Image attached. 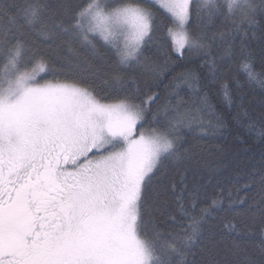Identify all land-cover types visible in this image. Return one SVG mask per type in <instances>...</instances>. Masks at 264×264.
I'll return each mask as SVG.
<instances>
[{
  "label": "snow or ice",
  "instance_id": "snow-or-ice-1",
  "mask_svg": "<svg viewBox=\"0 0 264 264\" xmlns=\"http://www.w3.org/2000/svg\"><path fill=\"white\" fill-rule=\"evenodd\" d=\"M205 87L264 146V0H0V264H264V153L189 185Z\"/></svg>",
  "mask_w": 264,
  "mask_h": 264
},
{
  "label": "trees",
  "instance_id": "trees-1",
  "mask_svg": "<svg viewBox=\"0 0 264 264\" xmlns=\"http://www.w3.org/2000/svg\"><path fill=\"white\" fill-rule=\"evenodd\" d=\"M256 44L258 50V42ZM148 55L153 59H159L163 56V53L158 56L154 52H150ZM171 61L170 69L161 74L159 87L155 91L162 97L167 96L172 91L178 92L177 99L182 105H197L201 97L194 96L193 89L183 80L173 81V77H179L181 73L186 72L188 69H196L198 74L201 75H206L207 70L199 67L198 57H185L177 60L175 55H172ZM161 62L163 61L161 60ZM173 83L178 84L179 87L172 89L171 85ZM201 91L208 94V98L214 106L215 117L210 113L201 112L199 114L200 119L205 123L209 120L215 123L216 117H218L224 120V126L215 133H212L211 130H205L207 134L201 132L195 124L191 128L183 129L184 139L187 141L185 147L198 157V161L194 163L188 173L189 185L199 183L206 186L209 191H213L220 186L231 187L237 181L243 183L251 166L253 164L259 165L261 155L264 153V146L260 144L256 133H250L245 125L236 123L234 117L237 110L235 108L223 103L220 97L214 92H209L207 87L201 89ZM258 100L259 91L257 90L253 102L255 103ZM182 110L188 109L184 108ZM259 110L258 107L255 108L256 112H259ZM215 223L219 228H223L219 221ZM221 234L229 240L235 235L234 233H228L227 229H223Z\"/></svg>",
  "mask_w": 264,
  "mask_h": 264
}]
</instances>
